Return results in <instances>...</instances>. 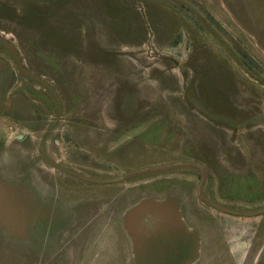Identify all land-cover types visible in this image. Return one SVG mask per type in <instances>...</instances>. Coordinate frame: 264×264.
I'll use <instances>...</instances> for the list:
<instances>
[{"label":"rangeland","instance_id":"1","mask_svg":"<svg viewBox=\"0 0 264 264\" xmlns=\"http://www.w3.org/2000/svg\"><path fill=\"white\" fill-rule=\"evenodd\" d=\"M0 264H264V0H0Z\"/></svg>","mask_w":264,"mask_h":264},{"label":"bare ground","instance_id":"2","mask_svg":"<svg viewBox=\"0 0 264 264\" xmlns=\"http://www.w3.org/2000/svg\"><path fill=\"white\" fill-rule=\"evenodd\" d=\"M101 213V212H100ZM246 244V243H245ZM246 247V246H245ZM237 254V253H236Z\"/></svg>","mask_w":264,"mask_h":264}]
</instances>
